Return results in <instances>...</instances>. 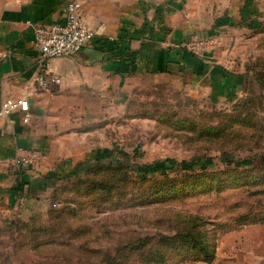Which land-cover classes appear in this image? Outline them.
Returning <instances> with one entry per match:
<instances>
[{
    "label": "rangeland",
    "instance_id": "obj_1",
    "mask_svg": "<svg viewBox=\"0 0 264 264\" xmlns=\"http://www.w3.org/2000/svg\"><path fill=\"white\" fill-rule=\"evenodd\" d=\"M258 41L234 102L175 85L135 95L103 127L105 150L50 195L0 213V264H147L195 216L212 243L232 225L264 224V31ZM173 252L168 264L199 261Z\"/></svg>",
    "mask_w": 264,
    "mask_h": 264
},
{
    "label": "crops",
    "instance_id": "obj_2",
    "mask_svg": "<svg viewBox=\"0 0 264 264\" xmlns=\"http://www.w3.org/2000/svg\"><path fill=\"white\" fill-rule=\"evenodd\" d=\"M67 4L0 0V104L24 97L32 114L28 123L19 115L0 117V213L18 209L26 197L50 195L60 174L105 150L103 127L142 91L175 85L215 101L238 100L264 31V0H84L88 25L105 29L77 55L55 58L62 82L44 89L36 81L34 26L62 23ZM198 34L216 35L221 44L203 57L178 47ZM31 151L49 158L11 172L13 158ZM183 264H264V224L223 232L212 261Z\"/></svg>",
    "mask_w": 264,
    "mask_h": 264
},
{
    "label": "built area",
    "instance_id": "obj_3",
    "mask_svg": "<svg viewBox=\"0 0 264 264\" xmlns=\"http://www.w3.org/2000/svg\"><path fill=\"white\" fill-rule=\"evenodd\" d=\"M84 0H68L65 20L49 26H34V43L38 50V60L41 73L36 81L44 89L60 84L62 79L53 71V60L61 56L77 55L96 36L98 30L105 29L101 24L98 30L91 28L83 16ZM220 38L216 35L198 34L182 40L178 47L195 56L203 57L205 54L220 46ZM19 115L24 123L31 120V106L27 98L8 97L1 101L0 117ZM47 153L31 151L15 156L10 165L11 172L22 173L28 168L39 166L47 160Z\"/></svg>",
    "mask_w": 264,
    "mask_h": 264
},
{
    "label": "trees",
    "instance_id": "obj_4",
    "mask_svg": "<svg viewBox=\"0 0 264 264\" xmlns=\"http://www.w3.org/2000/svg\"><path fill=\"white\" fill-rule=\"evenodd\" d=\"M262 222L264 223V220H262ZM206 226L207 223L200 220L199 216L190 218L187 221L185 229L177 232L174 237H164L161 239L162 248L166 249H158L156 252L148 253L145 258L146 263L168 264L172 257L167 254L171 251H174L173 254H181V252L191 251L196 256L195 260L212 261L215 258V250L219 235L223 232L241 227L243 225H232L228 228L219 230V232L215 235L214 243L208 239L210 231L209 229L207 230ZM149 240L150 239L146 237L145 241Z\"/></svg>",
    "mask_w": 264,
    "mask_h": 264
}]
</instances>
